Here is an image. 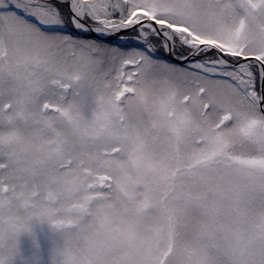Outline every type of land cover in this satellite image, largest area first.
<instances>
[{"label": "snow or ice", "instance_id": "6c2138e0", "mask_svg": "<svg viewBox=\"0 0 264 264\" xmlns=\"http://www.w3.org/2000/svg\"><path fill=\"white\" fill-rule=\"evenodd\" d=\"M0 264H264V0H0Z\"/></svg>", "mask_w": 264, "mask_h": 264}]
</instances>
